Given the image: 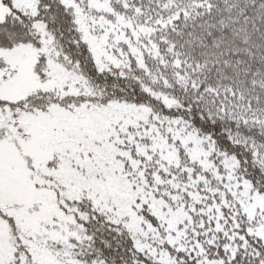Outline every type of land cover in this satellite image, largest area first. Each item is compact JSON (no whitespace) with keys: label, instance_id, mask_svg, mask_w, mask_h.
<instances>
[{"label":"snow or ice","instance_id":"1","mask_svg":"<svg viewBox=\"0 0 264 264\" xmlns=\"http://www.w3.org/2000/svg\"><path fill=\"white\" fill-rule=\"evenodd\" d=\"M0 264H264V0H0Z\"/></svg>","mask_w":264,"mask_h":264}]
</instances>
